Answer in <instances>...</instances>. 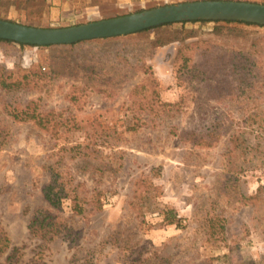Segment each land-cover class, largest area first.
Listing matches in <instances>:
<instances>
[{
    "label": "rangeland",
    "instance_id": "rangeland-1",
    "mask_svg": "<svg viewBox=\"0 0 264 264\" xmlns=\"http://www.w3.org/2000/svg\"><path fill=\"white\" fill-rule=\"evenodd\" d=\"M192 1L205 0H2L0 19L64 28ZM214 26L174 23L71 47L0 43V65L24 87L0 91V227L20 249V264L39 251L44 264H264V154L257 146L264 133V50L253 47L264 27L241 25L244 36L232 37L225 30L215 35ZM181 31L192 36L151 44ZM234 52L257 64L252 88L230 68ZM29 101L50 113L58 131L6 114V104ZM214 128L219 140L208 148L179 138ZM232 131L250 148L245 159L228 154ZM56 162L89 201L100 192L102 207L91 211L90 204L84 216L70 218L66 203L61 215L71 236L43 246L27 227L37 208L48 209L40 188L44 166ZM141 180L153 184L145 200L136 193L148 189ZM260 186L255 202L245 200ZM163 206L185 228L164 225Z\"/></svg>",
    "mask_w": 264,
    "mask_h": 264
},
{
    "label": "trees",
    "instance_id": "trees-1",
    "mask_svg": "<svg viewBox=\"0 0 264 264\" xmlns=\"http://www.w3.org/2000/svg\"><path fill=\"white\" fill-rule=\"evenodd\" d=\"M2 1V0H0ZM11 22V21H10ZM200 23H204L205 21H198ZM215 23L213 28V33L215 35L222 34L225 30L227 34L232 37H243L245 32L242 28L238 27L241 25L245 26H255V27H264L258 26L256 24H248L244 22H231V21H211ZM185 22H181L180 24L183 25ZM171 26V24H165L163 26H159L156 28H162ZM152 29V28H151ZM151 29L143 30L136 34L132 35H143L148 33ZM192 34L190 32L183 31L180 33H171L169 35H162L151 42L154 46L160 47L168 44L169 42H183L187 38H190ZM87 41H83L80 43H84ZM0 43L6 44H13L11 41L0 40ZM19 46H23L22 44H18ZM71 45H62V46H73ZM60 46V45H54ZM33 47H40V46H33ZM50 47V46H46ZM254 49L264 50V36L257 39V43L253 46ZM232 54L230 59V68L233 71H239V73L243 74V78L240 80V84L245 85V81H247V85L245 86L246 89L252 88L254 85H257L258 75L253 74L255 72V67L257 64L251 60H249V55L243 56L241 52L235 54V57ZM149 69V68H148ZM252 74L251 76H248ZM15 73L11 70H6L4 66L0 65V91L10 93L12 91L17 92L24 87L22 81H17L14 77ZM247 76L246 78H244ZM244 88V89H245ZM6 114L16 122H32L38 128L43 131H52L56 129L58 131L59 127L56 126L55 123H52L54 118L50 117V113H46L40 111L37 107L33 106L32 101H29L26 104H18V103H9L6 104L4 108ZM55 124V125H53ZM83 129V128H82ZM86 130V129H85ZM216 129H209L203 131L200 135H195L193 132H185L181 136H179L180 140L183 142H192L194 147L200 148H208L213 146L219 140V134L215 132ZM263 131V130H262ZM97 131L94 129V134ZM261 136H258V147L261 149L260 151L264 154V133L260 132ZM228 154L231 156L236 155L242 156L245 159L247 152L250 150L249 146L247 145L245 139L238 131H232L228 135ZM79 148V154H83V149ZM88 149V147H87ZM229 159V158H228ZM230 160V159H229ZM232 162V161H231ZM59 162L54 164L44 166V170L46 171L47 182L40 188V193L43 202L46 204L48 209L44 208H37L28 223V231L33 236L40 240L41 244L45 246V244L51 242L56 237H64L68 238L70 235V228H68V223L62 217V213L64 212V205L68 203V209L71 213L70 218L73 216H84L87 210V206L92 204L91 211H98L101 209L102 205L100 203L99 194L100 192H93L91 196V201L86 198L85 195L81 193L79 190L80 184H73L72 174L69 171L62 170L58 167ZM153 173L156 176L160 175V169L153 168ZM144 181L143 184L146 186L148 184V189L146 191H138L137 197L138 200H145L148 199V195L151 192V187L153 184L150 181ZM147 182V183H146ZM263 187L260 186L257 188L255 195L251 197H245L247 201H256L258 196L262 192ZM244 200V198H243ZM248 203V202H246ZM139 204V201H138ZM141 215H143V208H139ZM160 215L162 219V223L164 225H173L178 229L185 228L183 224V219L178 216L176 211L172 208H168L163 206L160 209ZM71 241V240H70ZM20 249L17 247H11L10 241L6 235V233L0 227V258L5 255V259L2 264H20L18 257H19ZM41 251L36 253V258L34 257L31 261L27 264H44L40 258ZM144 261H142L143 263Z\"/></svg>",
    "mask_w": 264,
    "mask_h": 264
},
{
    "label": "water",
    "instance_id": "water-1",
    "mask_svg": "<svg viewBox=\"0 0 264 264\" xmlns=\"http://www.w3.org/2000/svg\"><path fill=\"white\" fill-rule=\"evenodd\" d=\"M196 21L264 26V4L230 0L183 2L64 28H39L0 19V40L40 47L71 45L132 35L165 24Z\"/></svg>",
    "mask_w": 264,
    "mask_h": 264
}]
</instances>
